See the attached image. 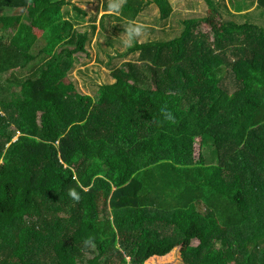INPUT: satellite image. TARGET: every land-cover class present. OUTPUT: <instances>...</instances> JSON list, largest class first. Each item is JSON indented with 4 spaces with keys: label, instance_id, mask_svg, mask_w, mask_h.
I'll use <instances>...</instances> for the list:
<instances>
[{
    "label": "trees",
    "instance_id": "trees-1",
    "mask_svg": "<svg viewBox=\"0 0 264 264\" xmlns=\"http://www.w3.org/2000/svg\"><path fill=\"white\" fill-rule=\"evenodd\" d=\"M205 2L211 14L179 19L176 37L135 39L90 95L71 77L88 12L0 0V264H154L177 247L184 264H264V25ZM229 3L264 18V0ZM153 6L154 29L167 26L170 0L121 11ZM111 15L123 20L106 13L101 29L118 30Z\"/></svg>",
    "mask_w": 264,
    "mask_h": 264
},
{
    "label": "rangeland",
    "instance_id": "rangeland-1",
    "mask_svg": "<svg viewBox=\"0 0 264 264\" xmlns=\"http://www.w3.org/2000/svg\"><path fill=\"white\" fill-rule=\"evenodd\" d=\"M71 6L66 7L64 9V13L68 12L69 16H73L76 11L73 9V6H80L85 11L88 12V15L85 17V21L82 22L84 24L83 27H80L81 32L85 30H89L90 41L88 43L87 49L89 51V56L87 54H79V64L77 65L76 69L71 72V77L74 79L77 89L80 93H93L97 90L96 86H99L105 82L113 81L112 78V70L117 67H121L124 61H129L131 56L125 58L121 56L126 53L130 45L125 44L126 40V33L125 29L129 26L131 22H136L138 24H142L145 26L144 31L142 34L137 37L136 39L139 42L145 41L148 37L150 38H160L163 37L165 33H169L170 38L176 37L182 29V25L179 23L180 20H184L187 18H202L208 17L211 14L212 9L208 7L205 0H170L172 6L174 8V15L172 20L168 21V25L163 28H156L155 26H159L158 23V10L156 6L152 8H147L144 10L139 16L132 18L126 17L123 15L121 8L126 0L121 4V7L118 11L113 12H105L103 8V3H109L110 0H70ZM217 0H215L216 2ZM225 0H219L216 2V5L221 8L222 11V3ZM250 5H254L255 0H248ZM211 10V11H210ZM4 14L9 15H17L20 13V10H15L12 13L9 10L2 9ZM235 11H238V8L235 7ZM248 14L244 15L246 18H250L253 22L257 24L264 25V18L259 19L255 18V16H251L255 12L253 6L249 8ZM217 12H219V8H217ZM106 13L115 14L119 17H122L123 20L119 21L114 18L112 15L106 21H110L111 25L117 26L118 30H103L101 29L99 22L103 15ZM97 18L96 25L97 29L96 32L93 34L91 33L92 29L90 28L91 25V18ZM245 18L242 17L240 14H235L229 20H235L236 22H243ZM86 21H88L86 23ZM204 29L210 31V25L206 24L203 25ZM1 28V23H0ZM153 30V31H152ZM1 32V29H0ZM30 32L34 37L40 38L43 29L38 26L34 25L30 28ZM162 33V35H161ZM168 36V37H169ZM111 65V67L109 66ZM111 81V82H112ZM18 135L14 140H16ZM199 147L196 146V155L198 156ZM197 241H192L190 245H197ZM154 264H184L181 258V247L175 248L169 258L163 259V257L154 260ZM145 264H152L150 261H147Z\"/></svg>",
    "mask_w": 264,
    "mask_h": 264
},
{
    "label": "clouds",
    "instance_id": "clouds-1",
    "mask_svg": "<svg viewBox=\"0 0 264 264\" xmlns=\"http://www.w3.org/2000/svg\"><path fill=\"white\" fill-rule=\"evenodd\" d=\"M123 2L124 0H110L108 11L109 12L118 11ZM144 29H145L144 25L138 24L136 22H131L129 26L125 29V33H126L125 44L130 45L137 37H139L142 34ZM161 113L164 115L165 120L175 123V117L172 114V112L168 111L166 108H161ZM68 195L77 202L80 199V195L75 189H70ZM84 244L86 247L87 246L95 247L92 237L86 238Z\"/></svg>",
    "mask_w": 264,
    "mask_h": 264
},
{
    "label": "crops",
    "instance_id": "crops-1",
    "mask_svg": "<svg viewBox=\"0 0 264 264\" xmlns=\"http://www.w3.org/2000/svg\"><path fill=\"white\" fill-rule=\"evenodd\" d=\"M225 4L227 5V7H228V11H227V9L225 8V6H223L222 7V12H223V15H224V18H231L232 17V15H233V13L235 14V12L233 11V9H232V6L230 5V3H229V0H225ZM254 8V10H256V5L253 7ZM247 12H249V10H247V11H245V12H241L242 14L243 13H247ZM3 15V14H2ZM239 15V14H238ZM253 16V15H252ZM242 17H244L243 15H242ZM245 19H246V17H244ZM255 18H259L258 17V15H255ZM244 19V20H245ZM243 20V21H244ZM112 81V80H111ZM108 81V82H105V83H113L114 81ZM105 83H103V84H105ZM102 85V84H101ZM96 88H98V86H96ZM85 94H90V95H92V93H85ZM157 259H159L160 257H156Z\"/></svg>",
    "mask_w": 264,
    "mask_h": 264
}]
</instances>
